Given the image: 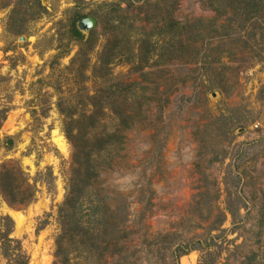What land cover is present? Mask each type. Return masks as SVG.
<instances>
[{
  "label": "rangeland",
  "instance_id": "374dc122",
  "mask_svg": "<svg viewBox=\"0 0 264 264\" xmlns=\"http://www.w3.org/2000/svg\"><path fill=\"white\" fill-rule=\"evenodd\" d=\"M40 2L0 0V172L37 189L0 218L28 264H54L75 150L118 228L75 229L71 264H264V0ZM76 14L97 24L71 64Z\"/></svg>",
  "mask_w": 264,
  "mask_h": 264
},
{
  "label": "trees",
  "instance_id": "16d2710c",
  "mask_svg": "<svg viewBox=\"0 0 264 264\" xmlns=\"http://www.w3.org/2000/svg\"><path fill=\"white\" fill-rule=\"evenodd\" d=\"M45 12L46 7L41 4L40 0H38V10H36V13L34 14H44ZM81 17L83 16L79 14L72 16L68 24L70 38L77 40L80 44V48L72 58L71 64L74 63L78 57H80L84 44L88 41V39H90V35L94 32V30H91L89 36L86 38L85 34L77 28V21ZM63 53L64 51H59V53L54 57V61L52 63L58 62L59 58L63 56ZM124 58L125 60L128 59V57ZM82 68L85 67L82 66ZM4 114H6V109H4ZM66 116L70 115L67 113ZM66 136L68 138L73 136L69 129L66 131ZM72 157V164L77 167L76 173H82L80 176L83 178L81 177L79 180V176L78 179L72 175L68 177L64 200L58 207L60 232L55 239L56 251L54 254V264H71V258L67 254L66 250V240L71 233L74 237L79 236V234H75V229L78 231L84 230L86 233H89V235H92L93 232H95L97 237L98 235L109 232L111 230L110 226L112 227V230H116L118 228L115 217L110 214L112 211L111 206L107 202V198H97L89 195L87 181L95 170L91 163L92 161L89 160V157L86 160L85 157L87 167L83 172H81L82 163L80 162L81 156L78 150H75ZM21 173L22 170L19 167L18 169H13L6 166H4L3 170L0 172V192L8 202H11L9 199L10 197L13 198L14 202H11L12 204H28L33 200L36 194L37 189L35 184L27 182V193L22 191V196L19 199H16V196H19L16 195V191L19 190L20 185L16 181L19 179L18 175ZM94 174L97 176V172H94ZM19 182H21V180H19ZM229 211L232 213V210ZM13 230V218L10 215H3L0 218V252L6 260V264H28L29 256L23 249L21 240L12 236ZM97 240L98 239L95 240L96 243L98 242ZM79 247L78 249H80L81 254V248ZM92 248L93 247L91 245V247H86L84 250L87 249L92 252ZM101 253H103V251ZM186 253H188L187 250H183L180 254L185 255ZM81 256H83L85 263H93L94 255L83 251Z\"/></svg>",
  "mask_w": 264,
  "mask_h": 264
},
{
  "label": "water",
  "instance_id": "95a60500",
  "mask_svg": "<svg viewBox=\"0 0 264 264\" xmlns=\"http://www.w3.org/2000/svg\"><path fill=\"white\" fill-rule=\"evenodd\" d=\"M96 24H97V19L92 15H88L80 18L77 21V28L81 30L84 34H88L89 31L93 29Z\"/></svg>",
  "mask_w": 264,
  "mask_h": 264
}]
</instances>
